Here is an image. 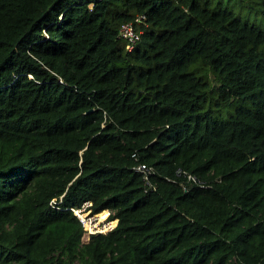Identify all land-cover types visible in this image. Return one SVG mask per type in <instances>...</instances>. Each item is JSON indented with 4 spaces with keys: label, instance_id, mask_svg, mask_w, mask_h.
<instances>
[{
    "label": "trees",
    "instance_id": "1",
    "mask_svg": "<svg viewBox=\"0 0 264 264\" xmlns=\"http://www.w3.org/2000/svg\"><path fill=\"white\" fill-rule=\"evenodd\" d=\"M230 5L264 21V0H0V264H264V24ZM86 201L119 221L83 242Z\"/></svg>",
    "mask_w": 264,
    "mask_h": 264
},
{
    "label": "built area",
    "instance_id": "2",
    "mask_svg": "<svg viewBox=\"0 0 264 264\" xmlns=\"http://www.w3.org/2000/svg\"><path fill=\"white\" fill-rule=\"evenodd\" d=\"M145 15L137 17V21H141ZM120 36L127 41V48L133 50L139 40L141 39V31L137 29L134 22L123 23L120 27ZM136 169L141 171L148 185L145 190L153 189L156 187L152 181V174L156 172L155 166L148 165L147 163H138ZM190 177V176H189ZM91 202L86 201L82 207L74 208V212L80 218L83 227L85 229L83 242L90 239L92 234L108 233L118 224V218H111L112 212L109 209H103L98 212H94L91 208ZM87 238L85 240L84 238Z\"/></svg>",
    "mask_w": 264,
    "mask_h": 264
},
{
    "label": "rangeland",
    "instance_id": "3",
    "mask_svg": "<svg viewBox=\"0 0 264 264\" xmlns=\"http://www.w3.org/2000/svg\"><path fill=\"white\" fill-rule=\"evenodd\" d=\"M237 13H240L242 15H244L248 21H250L251 23H259V24H264V21L262 20V18L258 15H255V14H252L250 15V13L248 12V10L246 9L245 11H239L241 9V6H233V5H230ZM85 240H87V238L85 237L84 238Z\"/></svg>",
    "mask_w": 264,
    "mask_h": 264
}]
</instances>
